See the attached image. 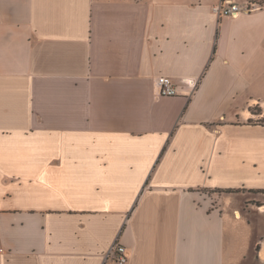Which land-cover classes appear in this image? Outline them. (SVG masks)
I'll return each instance as SVG.
<instances>
[{
	"label": "crops",
	"instance_id": "obj_1",
	"mask_svg": "<svg viewBox=\"0 0 264 264\" xmlns=\"http://www.w3.org/2000/svg\"><path fill=\"white\" fill-rule=\"evenodd\" d=\"M217 2L0 0V264H264V11Z\"/></svg>",
	"mask_w": 264,
	"mask_h": 264
},
{
	"label": "built area",
	"instance_id": "obj_2",
	"mask_svg": "<svg viewBox=\"0 0 264 264\" xmlns=\"http://www.w3.org/2000/svg\"><path fill=\"white\" fill-rule=\"evenodd\" d=\"M264 11V0H218L214 6V13L219 19L238 18L241 15H249ZM159 95L174 97L178 95V89L169 77H160L156 83ZM5 250L0 247V255ZM114 264H128L129 253L126 246L116 243L110 251L108 259ZM109 259V260H110Z\"/></svg>",
	"mask_w": 264,
	"mask_h": 264
},
{
	"label": "rangeland",
	"instance_id": "obj_3",
	"mask_svg": "<svg viewBox=\"0 0 264 264\" xmlns=\"http://www.w3.org/2000/svg\"><path fill=\"white\" fill-rule=\"evenodd\" d=\"M253 112L254 113H256V114H258V113H262L263 112V110L261 109V108H259V107H256V108H254L253 109ZM264 119V118H263ZM263 119H259V120H252L253 121V125L254 126H256L258 123H255V122H261V120H263ZM259 125V124H258ZM262 132H254L253 133V140L255 141V142H257L259 139H261L262 138ZM261 136V137H260ZM240 182V181H239ZM248 184H252V182L251 181H248ZM229 190H232V191H237V192H235V193H237V194H240V193H246V190H243V189H240V188H237V189H229ZM229 193V192H228ZM231 193H233V192H231ZM243 197H245V196H238L237 197V199L238 200H243L244 198Z\"/></svg>",
	"mask_w": 264,
	"mask_h": 264
},
{
	"label": "trees",
	"instance_id": "obj_4",
	"mask_svg": "<svg viewBox=\"0 0 264 264\" xmlns=\"http://www.w3.org/2000/svg\"><path fill=\"white\" fill-rule=\"evenodd\" d=\"M252 113H253L254 115L262 114V113H258V114L254 113V112H253V109H252ZM250 123H253V121L251 120ZM258 123L261 124V125H264V119L261 120V122H258ZM218 192H220V193H223V192H227V193H228V192H229V193L233 192V193H235V192H237V191H232V190H219Z\"/></svg>",
	"mask_w": 264,
	"mask_h": 264
}]
</instances>
